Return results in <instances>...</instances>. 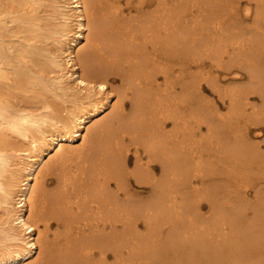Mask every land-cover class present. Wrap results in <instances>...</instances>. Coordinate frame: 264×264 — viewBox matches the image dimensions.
I'll return each mask as SVG.
<instances>
[{
  "label": "bare ground",
  "instance_id": "bare-ground-1",
  "mask_svg": "<svg viewBox=\"0 0 264 264\" xmlns=\"http://www.w3.org/2000/svg\"><path fill=\"white\" fill-rule=\"evenodd\" d=\"M196 2L209 5L203 9L209 18L219 20L226 14L225 9L213 6L224 0ZM141 36L143 25L117 17L108 19L107 58H97L94 51L87 53L85 70L117 81L114 88L125 85L135 97V110L131 98L118 97L107 111L104 105L97 108L91 104V111L80 117H94L83 129L87 141L81 137L79 143L61 145L66 151L59 160L53 159V153L39 168H35L38 158L32 159L30 170L35 168L36 175L27 181L37 188L39 207L29 205L26 210L30 215L35 211L37 223L45 219L46 236L53 230L51 246L62 249L64 259L86 264H94L101 257L108 264L216 259L217 250L222 252L241 231L258 246L260 202L253 200L262 190L264 159L250 151L243 140L246 128L240 117L247 102L238 101L233 107L231 101H222L224 107L206 110L197 100L198 77L207 71L205 65L211 63L208 58L220 63L222 54L208 47L148 48ZM234 56L238 62L254 57L258 65L259 38L241 42ZM65 103L70 105L69 113L74 109L83 112L85 107L77 105L70 95ZM20 110L32 115L27 109ZM138 152L147 155L152 164L145 162L138 175L129 179L127 160ZM246 186L253 189L252 196ZM82 188L96 197V211H91V202L82 204L83 211H70L73 193ZM21 191H28L26 185ZM28 194L31 196L30 191ZM15 199L18 205L23 203L22 196ZM250 207L256 209L254 223L247 216ZM161 235L166 238L163 242ZM30 238L19 235L15 219L0 214V243L7 241L15 248ZM156 248L159 254L154 256L151 250ZM93 249L96 251L91 256L84 255Z\"/></svg>",
  "mask_w": 264,
  "mask_h": 264
},
{
  "label": "snow or ice",
  "instance_id": "snow-or-ice-1",
  "mask_svg": "<svg viewBox=\"0 0 264 264\" xmlns=\"http://www.w3.org/2000/svg\"><path fill=\"white\" fill-rule=\"evenodd\" d=\"M213 6L225 9L226 14L219 20L209 18L203 12L209 5L196 0L187 3L179 0H112L109 3L100 0H0V214L6 213L8 219H15L21 237H31L15 248L7 241L0 243V264H86L83 260H66L62 249L52 248L51 233L46 236L45 219L40 218L37 223L33 219L35 211L30 215L26 210L29 205L33 209L39 207L37 188L32 187L27 178L35 176V168L53 153V159L58 161L66 151L61 145L79 143L81 137L87 141L83 129L94 117L88 120L80 117L91 111V104L95 103L97 108L104 105L103 110L107 111L118 97L131 98L135 110V97H131L125 85L114 88L117 81L110 82V78L85 70L87 53L94 51L97 58H107L105 26L110 18L143 25L144 36L139 39L148 48L157 45L161 49H218L222 54L220 63L209 57L211 63L205 65L207 71L198 77L197 100L206 110L224 107L222 101H231L233 107L238 101H246L240 117L246 128L243 140L250 151L264 159V0H224ZM257 37L261 46L258 65L254 57L238 62L234 53L240 43L253 42ZM257 81L259 91L256 90ZM69 95L76 98L77 105L85 106L83 112L67 111L70 105L65 101ZM21 108L31 111L32 115ZM34 157L38 160L30 170ZM145 162L149 166L152 164L142 152L135 157L129 155L128 178H135ZM25 185L28 191H21ZM20 196L23 203L18 205L15 197ZM257 200L261 216L258 246L241 231L238 237L233 235L222 252L217 250L216 259L171 262L148 259L112 261V264H264V181L253 203ZM89 202L92 203L91 211L99 208L94 194L82 188L78 194L73 193L70 211H83L82 204ZM247 216L250 223L255 222V207L248 209ZM55 226L52 223V227ZM165 239L163 235L159 238L160 242ZM95 251L84 255L91 256ZM151 254L158 255L159 248L152 249ZM94 264H108V261L101 257Z\"/></svg>",
  "mask_w": 264,
  "mask_h": 264
},
{
  "label": "rangeland",
  "instance_id": "rangeland-1",
  "mask_svg": "<svg viewBox=\"0 0 264 264\" xmlns=\"http://www.w3.org/2000/svg\"><path fill=\"white\" fill-rule=\"evenodd\" d=\"M52 186H53V185H51L50 187H52ZM50 189H51V188H50ZM245 189H247L249 192H251L252 195L254 194L253 189H251L249 186H248V187L246 186ZM144 194H146V192H145ZM252 195H251V196H252ZM206 209H207V208H206ZM53 229H54V228H53ZM52 231H53V230H51V232H50L51 234H52Z\"/></svg>",
  "mask_w": 264,
  "mask_h": 264
}]
</instances>
